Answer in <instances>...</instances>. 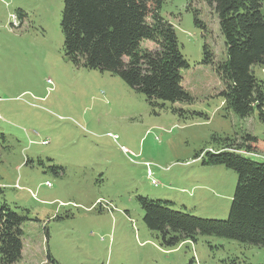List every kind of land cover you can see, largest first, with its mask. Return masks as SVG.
Segmentation results:
<instances>
[{"label":"rangeland","instance_id":"obj_1","mask_svg":"<svg viewBox=\"0 0 264 264\" xmlns=\"http://www.w3.org/2000/svg\"><path fill=\"white\" fill-rule=\"evenodd\" d=\"M63 6L0 0V204L27 217L15 264H48V252L59 264H264L263 247L214 234L162 246L139 200L227 219L238 174L204 162L213 136L254 135L249 155L264 160L258 110H228L224 80L203 63L205 45L227 57L217 14L204 0H165L192 99L153 107L120 76L67 59ZM254 71L264 80V65Z\"/></svg>","mask_w":264,"mask_h":264},{"label":"trees","instance_id":"obj_2","mask_svg":"<svg viewBox=\"0 0 264 264\" xmlns=\"http://www.w3.org/2000/svg\"><path fill=\"white\" fill-rule=\"evenodd\" d=\"M204 1L218 16L227 57L217 62L205 45L203 63L215 66L224 80L221 95L228 110L242 118L258 110L264 123V80L254 71L255 66L264 65V0ZM164 2L64 0L65 56L77 67L120 76L153 107L190 101L182 76L190 63L173 24L162 14ZM24 17L19 10L17 18ZM213 139L219 148L208 151L204 162L224 164L238 174L228 218H203L173 209L169 201L140 196L144 221L164 247L196 242L198 234H214L264 248V160L249 155L258 138L246 133L239 143L231 137L214 135ZM26 219L7 203L0 204V264L22 259ZM47 258L48 264H59L50 252ZM194 262L192 258L189 264Z\"/></svg>","mask_w":264,"mask_h":264}]
</instances>
